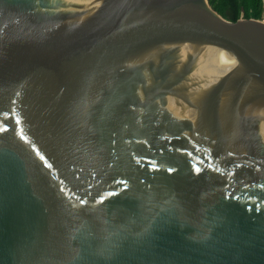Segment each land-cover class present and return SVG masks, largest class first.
I'll return each mask as SVG.
<instances>
[{
    "label": "water",
    "instance_id": "95a60500",
    "mask_svg": "<svg viewBox=\"0 0 264 264\" xmlns=\"http://www.w3.org/2000/svg\"><path fill=\"white\" fill-rule=\"evenodd\" d=\"M263 124L262 19L0 0V264H264Z\"/></svg>",
    "mask_w": 264,
    "mask_h": 264
},
{
    "label": "trees",
    "instance_id": "16d2710c",
    "mask_svg": "<svg viewBox=\"0 0 264 264\" xmlns=\"http://www.w3.org/2000/svg\"><path fill=\"white\" fill-rule=\"evenodd\" d=\"M212 8L223 17L236 20L243 8L245 17H261L264 0H208Z\"/></svg>",
    "mask_w": 264,
    "mask_h": 264
},
{
    "label": "snow or ice",
    "instance_id": "6c2138e0",
    "mask_svg": "<svg viewBox=\"0 0 264 264\" xmlns=\"http://www.w3.org/2000/svg\"><path fill=\"white\" fill-rule=\"evenodd\" d=\"M139 162H140L139 159H137V163H139ZM148 167H149V168H156L157 165H156L155 163H152V164L148 165ZM193 167L195 168V171H196V172H200V171H201V169H200L199 167H196L195 165H194ZM168 171H169V172H172V171H174V170H173L172 168H169ZM116 183H117L118 185H124L125 188L128 187V182H127L126 180H124V179H118V180L116 181ZM114 195H115V193H109V196H110V197H111V196H114ZM104 200H105V197L100 196V197H99V200L96 201V203H100V202H102V201H104ZM86 203H87V202H86L84 199H81V200L79 201V204H80V205H85Z\"/></svg>",
    "mask_w": 264,
    "mask_h": 264
},
{
    "label": "flooded vegetation",
    "instance_id": "af4514ba",
    "mask_svg": "<svg viewBox=\"0 0 264 264\" xmlns=\"http://www.w3.org/2000/svg\"><path fill=\"white\" fill-rule=\"evenodd\" d=\"M241 16L245 17L243 8H241V10H240V16L239 17H241ZM247 18H256V17H247ZM257 18L264 20V11L262 12L261 17L260 18L257 17Z\"/></svg>",
    "mask_w": 264,
    "mask_h": 264
},
{
    "label": "bare ground",
    "instance_id": "6f19581e",
    "mask_svg": "<svg viewBox=\"0 0 264 264\" xmlns=\"http://www.w3.org/2000/svg\"><path fill=\"white\" fill-rule=\"evenodd\" d=\"M263 127H264V124H263Z\"/></svg>",
    "mask_w": 264,
    "mask_h": 264
}]
</instances>
